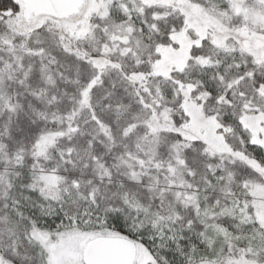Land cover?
Returning <instances> with one entry per match:
<instances>
[{"label":"snow or ice","instance_id":"1","mask_svg":"<svg viewBox=\"0 0 264 264\" xmlns=\"http://www.w3.org/2000/svg\"><path fill=\"white\" fill-rule=\"evenodd\" d=\"M0 264H264V0H0Z\"/></svg>","mask_w":264,"mask_h":264}]
</instances>
